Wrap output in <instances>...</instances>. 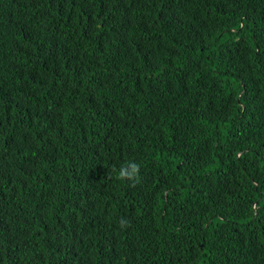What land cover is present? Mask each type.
<instances>
[{
    "label": "trees",
    "instance_id": "obj_1",
    "mask_svg": "<svg viewBox=\"0 0 264 264\" xmlns=\"http://www.w3.org/2000/svg\"><path fill=\"white\" fill-rule=\"evenodd\" d=\"M0 264H264V0H0Z\"/></svg>",
    "mask_w": 264,
    "mask_h": 264
},
{
    "label": "clouds",
    "instance_id": "obj_2",
    "mask_svg": "<svg viewBox=\"0 0 264 264\" xmlns=\"http://www.w3.org/2000/svg\"><path fill=\"white\" fill-rule=\"evenodd\" d=\"M140 164L135 161L126 162L122 165L118 172H116V178L121 181L131 180L135 183L140 182ZM108 178L112 177V172H108ZM130 225L127 220H122L120 227L126 228Z\"/></svg>",
    "mask_w": 264,
    "mask_h": 264
}]
</instances>
